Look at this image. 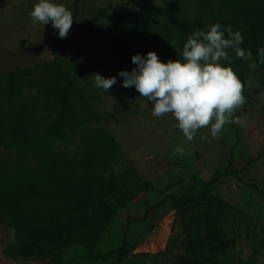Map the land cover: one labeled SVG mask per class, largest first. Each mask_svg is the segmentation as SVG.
Returning a JSON list of instances; mask_svg holds the SVG:
<instances>
[{
  "label": "rangeland",
  "instance_id": "1",
  "mask_svg": "<svg viewBox=\"0 0 264 264\" xmlns=\"http://www.w3.org/2000/svg\"><path fill=\"white\" fill-rule=\"evenodd\" d=\"M36 2L0 0V72L30 68L54 58L72 64H61L63 73L38 68L19 73L17 78L24 81L26 94L60 103V107L65 104L69 114L80 112L86 104L93 119L81 123L79 131L100 128L110 133L120 152L108 167L90 168L85 177L97 187V206L101 200L110 205L112 219L97 239L72 244L59 253L58 246L16 231L0 216V264H199L189 244L201 249L200 257H216L223 264H264V66L244 69L247 103L237 115L245 119V126L227 125L228 131L217 140L205 128L188 142L171 115L152 116L151 101L140 97L134 86H122L118 72H130L136 65L128 55L118 60L114 52V37L128 31L121 29L119 34L117 14L128 13L131 19L139 15L138 33L156 32L172 18L170 0H53L73 13L74 22L65 39L59 38L51 23L43 29L32 25L29 13ZM221 10L218 0H184L180 14L202 30L224 21L246 34L247 28L235 16H220ZM98 11L104 14L94 21ZM133 38L136 46L139 43ZM172 40L162 44L167 54L178 50ZM139 51L146 55L151 47ZM155 53L162 59L163 52ZM93 74L115 76L116 83L107 93L94 86ZM5 83L0 78V88ZM61 128L63 134L50 144L69 159L86 147L88 133L71 136L63 122ZM201 135H207L208 141ZM176 147L189 154L174 156ZM0 160L42 167L34 154L1 146ZM226 168L237 175L222 176L211 189L222 204L212 202L199 209L219 214L218 231L207 232L208 221L183 224L171 195L197 193L204 181ZM85 214L86 209L78 206L68 216ZM124 233L123 259L118 260L116 254L95 258L119 248Z\"/></svg>",
  "mask_w": 264,
  "mask_h": 264
},
{
  "label": "trees",
  "instance_id": "2",
  "mask_svg": "<svg viewBox=\"0 0 264 264\" xmlns=\"http://www.w3.org/2000/svg\"><path fill=\"white\" fill-rule=\"evenodd\" d=\"M183 1L170 0L172 18L167 19L158 31H147L148 34L138 33V24L140 25L142 21L139 15L135 14L131 19L128 13L117 14L115 23L119 24V34L121 29L128 31L124 33L127 35L120 36L122 40L118 36L114 37L116 58L121 60L126 55L131 57L135 54L146 57L139 49L149 45L151 51L163 52L162 59H159L161 62L180 59L187 35L199 29L181 17ZM218 1L222 6L220 16L231 14L247 28L246 34H242L244 40L240 47L250 50L253 60L264 66L259 63L257 55L258 49L264 48V0ZM101 14L104 13L98 11L94 21L98 20ZM219 24L222 28L230 26L235 31L224 21H219ZM131 36H136L139 44L134 45L133 37L131 43ZM172 39L178 50L167 54L162 44H168L173 41ZM165 40L166 42H163ZM230 54L233 58L230 67L243 83L244 69L249 62L236 58L234 53ZM61 64L72 65L63 59L54 58L30 68L16 69L8 73L0 72V78L6 79V83L0 88V146L9 151H27L38 157L42 164L41 168H36L23 162L0 160V216L8 220L16 231L31 234L48 244L58 246L59 253L72 244H84L97 239L111 221L110 205L101 200L97 206V187L85 176L90 168L108 167L120 152L116 142L105 129L78 130L81 123L93 119V115L87 113L86 104L80 112L69 114L63 103V107H60V103L44 102L24 92L25 83L17 78V74L38 68L55 69L63 73ZM62 122L68 126L71 136L77 132H80L81 136L88 133L86 147L75 152L69 159L64 153L55 151L50 144L51 139L63 134ZM231 174L237 175V172H230L227 168L223 172L217 171L209 181L202 183L197 193L171 195L174 199L173 208L181 222L188 224L208 221L207 232L215 234L218 231L219 214L202 212L199 209L212 202L222 204L211 189L222 176ZM78 206L85 208L87 214L78 218L68 216L69 213L76 211ZM60 216L67 217L58 220ZM125 240L124 233L119 248L96 255L95 258L116 254L118 260L123 259ZM189 250L195 260L199 259V264H223L216 257L208 255L200 257L201 249L196 245L189 244Z\"/></svg>",
  "mask_w": 264,
  "mask_h": 264
},
{
  "label": "clouds",
  "instance_id": "3",
  "mask_svg": "<svg viewBox=\"0 0 264 264\" xmlns=\"http://www.w3.org/2000/svg\"><path fill=\"white\" fill-rule=\"evenodd\" d=\"M33 26L51 23L58 30L60 39L67 38L74 22L72 11L64 4L53 0H37L29 13ZM244 37L241 31L230 26L222 28L214 23L207 31L197 29L187 35L182 46L181 58L161 62L154 51L145 56H131L136 65L130 72L121 70L124 88L135 87L145 101H151V115L162 118L166 115L176 121L175 127L183 137L192 142L202 129H209L212 140H217L228 131L227 125L245 126V119L237 111L247 103L245 85L232 67V55L249 62L254 70L257 62L252 52L240 45ZM259 63L264 64V48L257 52ZM94 86L105 92L116 83V77L105 78L93 74ZM201 139L208 141L207 135ZM172 154H189L185 148L176 147Z\"/></svg>",
  "mask_w": 264,
  "mask_h": 264
}]
</instances>
